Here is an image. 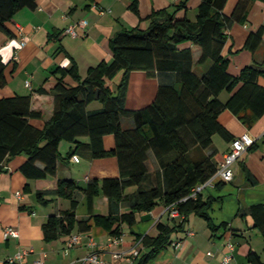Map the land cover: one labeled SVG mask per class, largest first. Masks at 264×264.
I'll use <instances>...</instances> for the list:
<instances>
[{
    "label": "trees",
    "instance_id": "1",
    "mask_svg": "<svg viewBox=\"0 0 264 264\" xmlns=\"http://www.w3.org/2000/svg\"><path fill=\"white\" fill-rule=\"evenodd\" d=\"M227 1L200 0L196 21L177 16L179 10L186 8L185 4L173 10L155 11L148 28L136 27L116 33L110 41L112 61L91 67L84 78L74 60L70 68L57 69L56 73L61 75L51 91L53 114L42 128L32 123L33 119L44 116L42 110L32 108V94L0 99V172L12 157L25 154L27 160L20 169L28 179L57 177L58 162L62 158L59 145L63 140L75 144L68 158L88 148L92 158L116 156L119 161V177L93 178L84 188L74 179L58 180L56 195L70 199L71 208L51 215L43 224L46 241L70 235L76 228L81 232L90 231L92 220L110 235H122L123 224H135L136 212L151 211L160 203H176L182 214L180 220L173 225L158 223L156 236L137 237L147 248L141 249L137 264H149L172 243L174 233L185 230L191 214L199 215L212 229H218L209 214L213 198L204 199L202 193L197 197L191 194L194 187L207 181L218 168L214 159L216 151L209 152L213 136L219 134L229 141L235 138L220 122V114L229 109L248 128L264 115V85L259 81L264 77V62L254 60L234 76L228 72L229 59L222 56L227 41L225 30L232 22L243 20L249 3V0H239L228 17L223 12ZM36 5V0H0V30L15 36L7 22L20 10L36 8ZM134 8L138 11L136 4ZM263 34L264 28L251 33L245 48L255 53ZM184 42L200 45L203 49L200 61L212 62L203 76L192 71L191 52L179 49ZM4 70L5 64L0 60V86L7 82ZM121 71L120 82L112 88L109 81ZM134 72H144L147 77L160 81L154 100L137 109L127 105ZM67 75L77 81L76 85L69 86L64 81ZM165 77L172 80L165 81ZM225 90L230 93L227 102L219 98ZM38 92L46 93L44 89ZM95 101L101 107L90 110L89 105ZM124 117L133 118L135 125L125 128ZM109 134L116 140L110 150L104 145V138ZM82 137H88L89 141H80ZM151 150L161 163V172L149 171ZM221 183L224 182L218 185ZM132 186L137 187L136 191L127 194ZM79 190L87 200V218L77 215ZM44 194L45 191H39L37 197L43 199ZM100 194L109 199L110 205L128 202L131 210L123 214H95L94 201ZM241 215L251 216L254 227L264 237V203L251 205ZM247 258L250 264H264L253 249Z\"/></svg>",
    "mask_w": 264,
    "mask_h": 264
},
{
    "label": "crops",
    "instance_id": "2",
    "mask_svg": "<svg viewBox=\"0 0 264 264\" xmlns=\"http://www.w3.org/2000/svg\"><path fill=\"white\" fill-rule=\"evenodd\" d=\"M239 0H228L224 14L232 16ZM36 8H24L7 22L15 36L10 37L0 30V60L5 64L6 84L0 86V99L16 94H32V108L42 110V119H33L32 123L42 128L54 110L55 87L60 73L59 68H70L73 60L78 66L81 77H85L91 67L103 61L111 62L113 53L110 46L111 38L124 29L136 27L148 28L155 11L173 10L178 5H186L178 11V17H188L196 21L200 0H36ZM137 5L138 11L134 5ZM85 19V28L79 27V36L73 37L65 33V29ZM19 26H22V31ZM264 28V0H249L243 20L234 21L225 30L227 41L222 50V56L229 59L228 72L237 76L241 70L252 65L254 60L264 62L263 40L255 53L245 48L250 34ZM25 37L26 44H21ZM181 51L192 54V71L203 76L211 66V61H200L203 49L194 42H184L179 45ZM264 70V66L262 67ZM119 72L112 80V88H116L122 78ZM138 78V79H137ZM165 81H171L166 78ZM69 85L77 81L70 75L64 78ZM264 85V77H260ZM30 82V87L26 85ZM158 78H149L144 72H134L131 77L127 105L131 109L149 105L155 98L159 86ZM44 89L46 93L38 92ZM219 98L227 102L228 91H223ZM101 107L97 101L89 105L90 110ZM220 122L235 138L243 133H249L255 139V147L248 149L234 164V179L218 185L207 187L202 191L204 199L213 198L209 214L212 223L218 226L214 230L208 221L199 215L191 214L185 230L174 233V241L183 240L181 248L169 244L149 264H224L223 259L229 252L228 243L234 244L233 258L230 264L248 263V253L251 249L260 254L264 261V237L258 228L254 227L251 216H242L251 205L264 203V115L251 127H246L229 109L220 114ZM122 125L132 127L134 119L124 117ZM88 142V137L79 139ZM63 140L59 150L61 160L58 162L57 177L45 179H28L21 171V165L27 160L25 154L14 156L8 162L5 170L0 172V264H14L10 259L19 251L26 250L23 258L25 264H33L42 259L44 264H82L83 258L92 251L89 243L93 239L97 248L108 262L125 264L117 261L113 254L121 248H130L141 240L140 235L156 236L158 223L173 225L178 219H171L164 203L158 204L151 211L136 212L134 225H122L124 242L122 246H108L109 232L102 226L90 222L91 230L81 232L76 228L72 234H79L80 240L67 249L69 235H61L53 241L43 237V224L51 215L71 208L70 199L56 195L58 180L74 179L81 188L86 187L93 178L119 177L120 167L116 156L92 158L88 148L75 155L80 157L77 162L68 153L75 148L73 142ZM231 142L219 134L213 136V147L209 152L216 151L214 159L219 163L224 153L230 149ZM105 148L115 147L114 135L104 138ZM39 166L43 164L38 163ZM150 173L161 172L162 166L155 153L149 151L148 159ZM247 169V170H244ZM148 184V183H147ZM137 187L127 189V194L136 191ZM21 192L19 196L17 192ZM39 191H45L43 199L37 197ZM79 200L77 215L79 218L89 216L88 204L82 190L76 192ZM126 201L110 205L109 199L100 194L94 201L95 214L108 215L110 212L123 214L129 212ZM226 223V226L222 224ZM15 227L19 237H5V228ZM192 230L193 235H188ZM67 249V251H66ZM147 248L140 244V251Z\"/></svg>",
    "mask_w": 264,
    "mask_h": 264
},
{
    "label": "built area",
    "instance_id": "3",
    "mask_svg": "<svg viewBox=\"0 0 264 264\" xmlns=\"http://www.w3.org/2000/svg\"><path fill=\"white\" fill-rule=\"evenodd\" d=\"M87 25V21L85 19L79 21L78 23H74L68 26L65 29V33L69 34L73 37L79 36L78 28L82 27L85 28ZM20 30L22 31V26H19ZM21 44L25 45L26 40L25 37L21 39ZM27 86L30 87V82L26 83ZM255 142V139L249 133H243L242 135L234 138L231 142V147L227 150L224 155L223 159L218 163V168L216 172L205 182L198 184L196 187L193 188L191 196L197 197L199 193L207 188L214 186L216 181H223L229 182L234 179V164L242 157V155L252 146ZM73 159L77 162L80 161V157L78 155H74ZM20 196L21 192H17ZM167 211L169 212V216L171 219H178L182 218V214L177 206L176 203H172L166 205ZM194 232L189 229L188 235H193ZM20 233L19 230L15 227H6L5 228V237H19ZM80 240L79 234H70L67 239V249L73 247L76 243ZM124 242L123 235H110L108 239V246L118 245L122 246ZM140 244L141 241L137 242L135 245L131 246L130 248H121L114 252L113 257L117 261H125V264H137V257L140 254ZM173 246L175 248H181L183 245V240L174 241ZM92 251L86 257L83 258L82 264H119V263H112L108 262L105 257L103 256L102 252L97 248V243L92 239L89 243ZM229 252L225 254L223 263L230 264L233 258V251L235 246L233 243H228ZM66 249V251H67ZM27 254L26 250L19 251L14 257L10 259V262L14 264H25L23 262V258ZM33 264H44L42 259H37L34 261Z\"/></svg>",
    "mask_w": 264,
    "mask_h": 264
},
{
    "label": "rangeland",
    "instance_id": "4",
    "mask_svg": "<svg viewBox=\"0 0 264 264\" xmlns=\"http://www.w3.org/2000/svg\"><path fill=\"white\" fill-rule=\"evenodd\" d=\"M138 79V78H137ZM64 143H67L66 141H64Z\"/></svg>",
    "mask_w": 264,
    "mask_h": 264
}]
</instances>
